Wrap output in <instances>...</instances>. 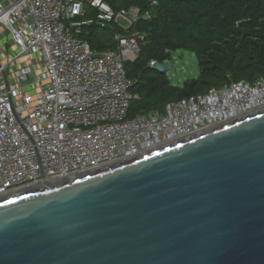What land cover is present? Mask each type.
I'll use <instances>...</instances> for the list:
<instances>
[{
    "label": "built area",
    "instance_id": "built-area-1",
    "mask_svg": "<svg viewBox=\"0 0 264 264\" xmlns=\"http://www.w3.org/2000/svg\"><path fill=\"white\" fill-rule=\"evenodd\" d=\"M86 3L95 18L85 19ZM150 18L103 0H0V201L264 111L263 77L128 118L134 97L125 64L138 58L136 26ZM93 24L123 30L114 34V51H95L79 38Z\"/></svg>",
    "mask_w": 264,
    "mask_h": 264
},
{
    "label": "water",
    "instance_id": "water-1",
    "mask_svg": "<svg viewBox=\"0 0 264 264\" xmlns=\"http://www.w3.org/2000/svg\"><path fill=\"white\" fill-rule=\"evenodd\" d=\"M0 264H264V111L1 200Z\"/></svg>",
    "mask_w": 264,
    "mask_h": 264
},
{
    "label": "trees",
    "instance_id": "trees-1",
    "mask_svg": "<svg viewBox=\"0 0 264 264\" xmlns=\"http://www.w3.org/2000/svg\"><path fill=\"white\" fill-rule=\"evenodd\" d=\"M103 1L114 9L136 7L151 15L136 26L143 37L138 58L125 64L134 97L130 119L163 114L170 103L222 90L233 83L254 84L264 77V0ZM90 12L85 19L96 17L93 9ZM101 31L111 35L109 42L103 40ZM116 32H123L116 24L107 28L93 24L83 27L79 38L95 51H114ZM175 51L195 53L198 60L199 76L183 87L174 85L157 66H150L151 61L158 66L170 61Z\"/></svg>",
    "mask_w": 264,
    "mask_h": 264
},
{
    "label": "rangeland",
    "instance_id": "rangeland-1",
    "mask_svg": "<svg viewBox=\"0 0 264 264\" xmlns=\"http://www.w3.org/2000/svg\"><path fill=\"white\" fill-rule=\"evenodd\" d=\"M85 6L91 16L89 4L86 3ZM101 35L104 41L109 42L111 40V35L108 31H101ZM160 69L167 73V77L174 85L179 87H183L187 81L197 79L200 74L196 54L186 51L172 52L171 60L162 64Z\"/></svg>",
    "mask_w": 264,
    "mask_h": 264
}]
</instances>
